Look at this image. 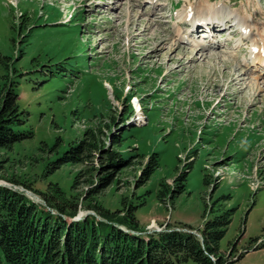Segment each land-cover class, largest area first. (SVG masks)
<instances>
[{
	"label": "rangeland",
	"instance_id": "rangeland-1",
	"mask_svg": "<svg viewBox=\"0 0 264 264\" xmlns=\"http://www.w3.org/2000/svg\"><path fill=\"white\" fill-rule=\"evenodd\" d=\"M171 1L177 0L151 8L143 0H0V54L11 62L20 54L12 63L19 73L16 105L32 132L11 152L0 150V184L36 201L33 191L56 185L76 199L79 219L96 216L86 207L94 203L116 211L143 202L135 211L141 233L179 224L197 231L230 210L219 254L226 264H264L262 70L245 71L246 46L234 49V27H215L209 50L179 45L173 35L179 7L171 9ZM209 1L246 9V15L256 11L262 20L264 0H252L253 6ZM6 77L0 66V85ZM128 106L131 115L124 118ZM86 130L127 162L95 202L85 197L100 174L89 176L87 164L56 163ZM117 136L115 150L111 139ZM152 154L157 166L142 181ZM183 172V191L158 200Z\"/></svg>",
	"mask_w": 264,
	"mask_h": 264
},
{
	"label": "trees",
	"instance_id": "trees-1",
	"mask_svg": "<svg viewBox=\"0 0 264 264\" xmlns=\"http://www.w3.org/2000/svg\"><path fill=\"white\" fill-rule=\"evenodd\" d=\"M26 33L24 38L29 32ZM13 61L0 54V66L9 77L0 85V150L11 152V146L32 136L27 119L16 105L19 76ZM16 73V75H14ZM124 118L131 115L125 110ZM111 125L115 124L113 119ZM85 138L76 142L56 160V163L87 164V174L97 172L96 184L86 192L88 197L98 196L110 182L111 174L119 166L127 165L126 159L116 151L102 148L92 131H85ZM119 137L111 139L112 149L120 147ZM97 158L96 165L90 160ZM158 163L156 154L148 157L140 179L146 181ZM184 172L176 176L174 184L164 186L156 198H173L183 191ZM205 184V183H204ZM27 189V185L22 183ZM41 203H34L21 192L0 186V259L4 264H181L188 260L194 264H226L218 252V242L230 223L231 211L226 210L206 220L193 235L191 227L166 226L159 232L140 233L135 211L142 206L127 203L122 210L109 211L96 203L86 206L99 218L86 216L72 221L77 209L75 200L67 199L56 185L44 191H33ZM162 195V196H161ZM94 201V200H93ZM95 202V201H94ZM121 214V215H120ZM233 251V247L228 251Z\"/></svg>",
	"mask_w": 264,
	"mask_h": 264
},
{
	"label": "bare ground",
	"instance_id": "bare-ground-1",
	"mask_svg": "<svg viewBox=\"0 0 264 264\" xmlns=\"http://www.w3.org/2000/svg\"><path fill=\"white\" fill-rule=\"evenodd\" d=\"M189 9V10H188ZM191 12V17L189 20H186L187 14ZM218 18H221L219 21L222 24H228V22H234L233 26L237 29V31L240 34L239 40L235 41L236 42V47H238V42L241 40H246L249 42V45L252 48L256 49V52H251L249 60L252 63L253 66H262L264 68V20L261 23L260 27L256 25H250L249 22L251 20L254 21V19L250 18L249 21L245 17H240L237 14L231 15V13L228 12H221L218 11L217 8H213L208 6L207 8H204L203 10L201 9H196L194 10L190 7L188 0L186 4L184 5L183 9L179 11V13L176 15V21L175 25L179 24L181 22L187 21L189 25H192L193 23H205L209 24L211 22L214 23L215 20ZM258 25V24H257ZM227 28V27H226ZM182 29V28H181ZM219 30V29H218ZM256 32L255 34H252V32ZM175 32V37L176 40L181 42V41H186L188 42L189 36H191V32L188 30L187 35H183L181 32H179L178 27L176 26L173 33ZM190 43V42H189ZM192 44L195 43L197 44L194 40L191 42ZM215 43V42H214ZM207 47H209V44L201 46L198 51L205 50ZM210 60V59H208ZM246 74V73H245ZM139 109V108H138Z\"/></svg>",
	"mask_w": 264,
	"mask_h": 264
},
{
	"label": "water",
	"instance_id": "water-1",
	"mask_svg": "<svg viewBox=\"0 0 264 264\" xmlns=\"http://www.w3.org/2000/svg\"><path fill=\"white\" fill-rule=\"evenodd\" d=\"M0 186H4V187H6V186L3 185V184H0ZM26 194H27V197H29V199H32V200L35 201L34 196H33L32 194H30V193H26Z\"/></svg>",
	"mask_w": 264,
	"mask_h": 264
}]
</instances>
